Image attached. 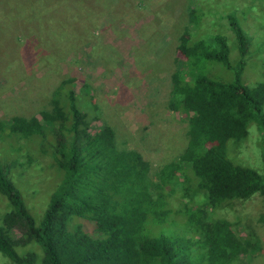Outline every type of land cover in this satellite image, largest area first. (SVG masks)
<instances>
[{
    "label": "rangeland",
    "instance_id": "rangeland-1",
    "mask_svg": "<svg viewBox=\"0 0 264 264\" xmlns=\"http://www.w3.org/2000/svg\"><path fill=\"white\" fill-rule=\"evenodd\" d=\"M191 8L195 21L190 20ZM230 17L249 40L244 83L264 82V0H0V121L16 115L40 118V110L51 108L55 90L71 78L60 97L69 87L74 90L88 131L95 133L108 124L115 145L138 151L157 181L159 169L177 159L188 142L185 113L168 107L171 73L181 57L179 36L185 29L193 40L213 43V35L223 36L236 64L241 56ZM188 68L218 80L233 78L219 61ZM51 150L44 154L36 137L21 138L0 129V161L36 221L62 177ZM226 152L234 163L263 173L264 129L258 121L249 124L243 140H228ZM187 173L190 189L183 192V175L164 189L171 212L151 234L184 231L186 217L178 211L206 201V191ZM7 208L8 200L0 193V219ZM207 211L214 219L230 221L240 238L259 243L255 253L231 264H264V202L258 193ZM20 233L12 230L14 238ZM28 250L41 255L34 243L17 248L21 254ZM0 264L15 263L0 251Z\"/></svg>",
    "mask_w": 264,
    "mask_h": 264
},
{
    "label": "trees",
    "instance_id": "trees-1",
    "mask_svg": "<svg viewBox=\"0 0 264 264\" xmlns=\"http://www.w3.org/2000/svg\"><path fill=\"white\" fill-rule=\"evenodd\" d=\"M196 17L191 8L190 20ZM229 22L241 56L236 64L223 36L213 35V43L191 39L187 29L179 36L181 57L171 73L168 107L185 113L188 142L177 159L159 169L157 181L138 151L115 145L108 124L95 133L88 131L74 90L69 87L60 97L71 78L55 90L51 108L40 110V118L16 115L0 121V129L10 134L36 137L42 153L52 149L50 156L62 175L36 221L0 161V193L9 208L0 219V251L6 257L15 264H231L258 250L257 240L240 238L230 221L214 219L207 211L256 193L264 202V172L234 163L226 152L228 140L247 137L252 121L264 129V82L244 83L249 40L235 18ZM206 60L222 62L233 78L218 80L188 68ZM187 171L206 191V201L178 211L186 217L184 231L151 234L171 212L164 195L169 183L183 175V192L190 189ZM14 228L21 231L16 238ZM31 243L40 248L39 257L35 251H17Z\"/></svg>",
    "mask_w": 264,
    "mask_h": 264
}]
</instances>
